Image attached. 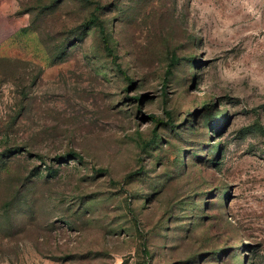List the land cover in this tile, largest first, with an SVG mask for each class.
I'll return each instance as SVG.
<instances>
[{
    "label": "rangeland",
    "instance_id": "rangeland-1",
    "mask_svg": "<svg viewBox=\"0 0 264 264\" xmlns=\"http://www.w3.org/2000/svg\"><path fill=\"white\" fill-rule=\"evenodd\" d=\"M0 264H264V0H0Z\"/></svg>",
    "mask_w": 264,
    "mask_h": 264
},
{
    "label": "trees",
    "instance_id": "trees-1",
    "mask_svg": "<svg viewBox=\"0 0 264 264\" xmlns=\"http://www.w3.org/2000/svg\"><path fill=\"white\" fill-rule=\"evenodd\" d=\"M114 60H116V58H114ZM151 118H152V119H155V120L158 122V124L161 123V122H160L158 119H156L154 116H151ZM69 156L79 157L78 154H76V153H70Z\"/></svg>",
    "mask_w": 264,
    "mask_h": 264
}]
</instances>
